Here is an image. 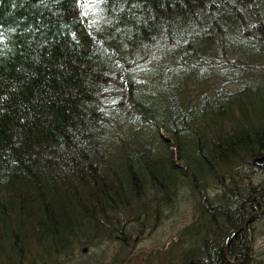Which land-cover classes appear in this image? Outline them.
Instances as JSON below:
<instances>
[{
    "label": "trees",
    "instance_id": "obj_1",
    "mask_svg": "<svg viewBox=\"0 0 264 264\" xmlns=\"http://www.w3.org/2000/svg\"><path fill=\"white\" fill-rule=\"evenodd\" d=\"M260 157L264 0H0V264H264Z\"/></svg>",
    "mask_w": 264,
    "mask_h": 264
},
{
    "label": "rangeland",
    "instance_id": "obj_2",
    "mask_svg": "<svg viewBox=\"0 0 264 264\" xmlns=\"http://www.w3.org/2000/svg\"><path fill=\"white\" fill-rule=\"evenodd\" d=\"M264 176V172L261 174ZM190 195L187 190L182 191L179 194V200L177 205L174 208V212H170L168 216L164 219V222L159 224V226L151 232L144 241L139 244V247L150 246L156 243H163L166 239L170 238V236L174 235L178 229L182 226L186 225L191 221L192 210L190 207ZM259 231L260 238L258 239V245L264 244V215L260 217L259 220ZM101 248H105V246H101ZM97 249V248H95ZM99 249V248H98ZM97 251V250H96ZM99 252V251H98ZM91 255V254H90Z\"/></svg>",
    "mask_w": 264,
    "mask_h": 264
},
{
    "label": "water",
    "instance_id": "obj_3",
    "mask_svg": "<svg viewBox=\"0 0 264 264\" xmlns=\"http://www.w3.org/2000/svg\"><path fill=\"white\" fill-rule=\"evenodd\" d=\"M254 164L255 166H263L264 165V157H260V158H257L255 161H254Z\"/></svg>",
    "mask_w": 264,
    "mask_h": 264
}]
</instances>
